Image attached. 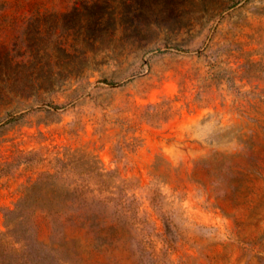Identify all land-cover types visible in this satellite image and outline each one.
Segmentation results:
<instances>
[{
    "label": "rangeland",
    "instance_id": "rangeland-1",
    "mask_svg": "<svg viewBox=\"0 0 264 264\" xmlns=\"http://www.w3.org/2000/svg\"><path fill=\"white\" fill-rule=\"evenodd\" d=\"M0 264H264V0H0Z\"/></svg>",
    "mask_w": 264,
    "mask_h": 264
},
{
    "label": "trees",
    "instance_id": "trees-1",
    "mask_svg": "<svg viewBox=\"0 0 264 264\" xmlns=\"http://www.w3.org/2000/svg\"><path fill=\"white\" fill-rule=\"evenodd\" d=\"M107 80V79H106ZM46 220L51 222L54 228V235L59 239L65 240L67 235L64 231L66 224H74L78 228H83L88 226L89 228L85 230L86 235H95V228L97 223L95 222L97 213L94 211H55V210H43L40 212ZM33 218H37L38 211H33ZM35 215V216H34ZM89 221V223H87Z\"/></svg>",
    "mask_w": 264,
    "mask_h": 264
}]
</instances>
